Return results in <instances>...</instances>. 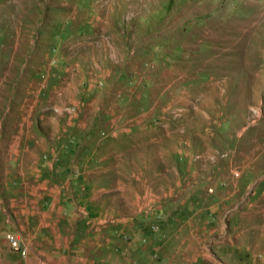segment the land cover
<instances>
[{"label": "rangeland", "instance_id": "374dc122", "mask_svg": "<svg viewBox=\"0 0 264 264\" xmlns=\"http://www.w3.org/2000/svg\"><path fill=\"white\" fill-rule=\"evenodd\" d=\"M262 254L264 0H0V264Z\"/></svg>", "mask_w": 264, "mask_h": 264}, {"label": "built area", "instance_id": "2783aa9c", "mask_svg": "<svg viewBox=\"0 0 264 264\" xmlns=\"http://www.w3.org/2000/svg\"><path fill=\"white\" fill-rule=\"evenodd\" d=\"M7 242L12 251H15L17 254H20L21 256L25 255V250L22 248L20 242L14 235H8ZM258 258H259L260 264H264V254H262Z\"/></svg>", "mask_w": 264, "mask_h": 264}, {"label": "crops", "instance_id": "0c3cea01", "mask_svg": "<svg viewBox=\"0 0 264 264\" xmlns=\"http://www.w3.org/2000/svg\"><path fill=\"white\" fill-rule=\"evenodd\" d=\"M74 195V194H73ZM72 218H74V217H76L75 215H73V216H71ZM69 242L71 241V240H68ZM68 248H71L72 246H67ZM41 251H46V249H47V247L46 246H40V248H39ZM76 249V248H75ZM82 249V248H81ZM80 249V250H81ZM47 250H49V249H47ZM64 250V247H62V248H58V251H63ZM83 250V249H82ZM84 251V250H83ZM35 253V252H34ZM63 253V252H62ZM78 253V252H77ZM32 254H33V252H32ZM74 258H71V260H72V262L71 263H75V261L76 260H73ZM33 259H32V256L29 258V259H27V260H25L24 261V264H32L33 263V261H32ZM77 262V261H76Z\"/></svg>", "mask_w": 264, "mask_h": 264}]
</instances>
